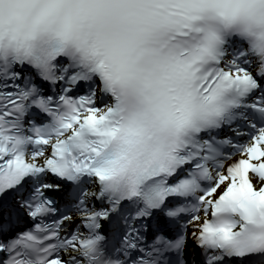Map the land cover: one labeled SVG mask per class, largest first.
<instances>
[{
	"label": "snow or ice",
	"instance_id": "6c2138e0",
	"mask_svg": "<svg viewBox=\"0 0 264 264\" xmlns=\"http://www.w3.org/2000/svg\"><path fill=\"white\" fill-rule=\"evenodd\" d=\"M0 264H264V0H0Z\"/></svg>",
	"mask_w": 264,
	"mask_h": 264
}]
</instances>
